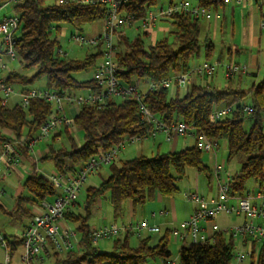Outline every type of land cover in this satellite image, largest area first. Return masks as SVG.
<instances>
[{"label":"trees","instance_id":"16d2710c","mask_svg":"<svg viewBox=\"0 0 264 264\" xmlns=\"http://www.w3.org/2000/svg\"><path fill=\"white\" fill-rule=\"evenodd\" d=\"M10 0H0L4 6ZM95 4H81L72 0H21L15 6L20 16L15 51L24 70H36L32 76L9 72L5 77L7 87H22L26 93L30 86L46 80V88L62 93L86 92L96 90L95 81H79L74 75L87 72L98 64L104 51L103 44L98 46L97 54L84 59L60 57L61 48L53 34L60 32L61 24H69L78 31L87 25L102 22L106 17V5L101 0ZM160 0H127L122 11L137 19L146 15ZM173 0H170V2ZM200 6L217 9L226 6L223 0H202ZM165 19L163 21H167ZM170 21L176 27L175 42L167 39L146 46L141 35L130 40L123 31L117 33L116 64L118 77L125 83L135 85L139 82H158L175 74L185 73L191 64L200 58V19L185 15H175ZM104 28V27H103ZM145 35H148L145 33ZM1 43V40H0ZM204 55L211 59L215 47L206 40ZM208 62V61H206ZM198 81V80H196ZM184 87L186 94L179 96L180 86L175 97L169 95L171 89H159L145 92L143 104L150 112L162 119L168 126L186 123L203 133L211 141H226L228 144V162L244 159L239 172L232 177L231 196L247 193V184L254 181L259 191H264V79L247 91L219 89L211 84L199 81ZM40 88V89H46ZM249 98L254 113L246 114L242 110L244 101ZM233 106L235 110L224 119L212 123L211 114L215 109ZM68 108V107H67ZM66 108V110H67ZM53 105L39 99L30 101L28 109L20 103L12 107L3 106L0 98V143L18 142L22 138L29 142L37 139L41 126L53 114ZM67 112V111H66ZM252 120L249 131L244 128L245 121ZM72 128L83 134V143L78 145L69 127H62L53 139L63 136L69 147H61L50 155L56 171L63 175H74L93 157L110 151L119 145L125 137L145 136L152 125L142 120L140 103L136 99H112L99 105H86L72 120ZM52 136V135H51ZM197 140V139H196ZM23 156H27L26 147L20 146ZM110 177L99 187L86 190L85 215L66 213L65 218L77 225L79 236L77 250L63 256L52 254V264H149L155 260L172 258L171 240L166 234L157 246L150 245V238L140 241L132 247L129 238L133 233L125 231L124 240L119 235L114 243L116 251L105 253L92 242L94 228L89 224L91 209L100 198L108 196L115 218L122 215L124 203L133 202L135 207L152 202L156 194L173 197L179 193L177 180L186 176L188 169H194L204 176L209 185L214 179L213 169L205 164L203 151L194 147L181 151L158 154L155 157H137L130 160H118L111 166ZM173 173L175 175H173ZM30 197L20 196L13 212L7 213L16 222L31 221L34 213L29 207L51 200L59 191L45 177L37 174L28 176L23 184ZM16 254L23 245L22 236L6 237ZM179 250L175 264H233L235 243L230 237L218 232L205 243L184 242ZM60 257V258H59ZM252 264H264V248Z\"/></svg>","mask_w":264,"mask_h":264},{"label":"built area","instance_id":"2783aa9c","mask_svg":"<svg viewBox=\"0 0 264 264\" xmlns=\"http://www.w3.org/2000/svg\"><path fill=\"white\" fill-rule=\"evenodd\" d=\"M15 3L21 0H10ZM127 0H101L106 5V17L104 19V31L101 36L95 39H87L81 36H72V40L84 46H98L100 43L105 46L101 63H98L92 74L97 89L86 92L62 93L50 89H29L21 96L20 104L28 109L30 101L33 99L43 100L53 105V114L41 126L37 139L26 142L22 138L18 142L0 143V176L7 177L17 169L23 159L20 146L32 151L36 144L51 135H57L62 127H70L72 120L69 118L66 108L74 107L80 109L86 105H99L112 99L133 98L139 101L142 120L152 125V130L145 136L125 137L119 145L110 151L93 157L74 175L53 174L48 180L59 191L58 195L51 200L44 201L37 205V211L22 234V253L18 254L19 264H44L52 254L63 256L79 247V236L75 230L64 227L65 215L75 205L79 199L81 190L89 177L93 176L103 167H109L116 162L120 153L129 146H134L148 140H155L160 135H164L167 142H171L176 137L193 136L198 141V147L203 152L212 154L215 159L213 175L216 185V198L210 205L203 209L196 210L185 224V229L181 233H176L179 243L186 241L191 243H205L208 241L204 235V224L216 220L220 213L243 217L241 225L231 229L221 231L225 236L240 241L242 250L235 248L234 264H243L246 261L255 260L260 251L264 248V191L256 194L247 192L242 196L230 195V184L232 175L228 174L225 167L217 163L219 141L209 140L203 133L195 134V130L186 123L180 122L177 125L168 126L162 119L154 116L143 104L145 92L137 86L127 84L118 77L116 64L117 44L113 39L117 33L125 28H131L138 24L137 29L150 34L157 23L161 20L170 19L175 15H185L194 19L211 17V9L202 8V0H180L171 1L168 7H159L157 11L148 9L146 15L137 19L132 14L122 11ZM81 4H95V0H72ZM227 5L245 7L252 3L258 7L261 13V27L264 29V0H223ZM20 24V16L14 12L13 16L4 17L0 20V91L3 93L2 105L7 106L12 95V88L5 85L3 74L8 70V63L17 59L15 45L17 42V32ZM60 57H68V54L61 48L58 50ZM218 64L205 62L193 66L185 73L175 74L158 82H152L148 86L149 91L159 89H170L174 86L188 87L196 80L205 82L212 79L218 73ZM226 78L232 80L237 77L247 76L249 67L243 64H228L223 66ZM235 110L233 106H225L215 109L211 114L212 123L232 114ZM242 110L252 115L254 109L248 104H243ZM5 191L0 190V201ZM184 198L188 202L202 204L207 202L206 196L198 192H186ZM236 201V205L232 202ZM155 215V214H154ZM159 233L160 229L151 226L148 220L119 226L112 224L102 226L94 230L92 242L99 245L102 242L114 241L122 232L131 231L134 235H141L143 231ZM240 245V246H241ZM0 246L5 251L4 264H13L14 250L8 243L6 237L0 234ZM160 264H175V261L163 260Z\"/></svg>","mask_w":264,"mask_h":264},{"label":"rangeland","instance_id":"374dc122","mask_svg":"<svg viewBox=\"0 0 264 264\" xmlns=\"http://www.w3.org/2000/svg\"><path fill=\"white\" fill-rule=\"evenodd\" d=\"M175 2H179L180 0H174ZM191 2H194V0H189ZM170 3V0H160L159 3L153 8V10L157 11V8L159 7H168ZM17 3L13 1L7 2V4L3 5V2H0V20H2L4 17H10L14 15L15 12V6ZM235 7V13L233 14L231 12V8ZM244 8L237 7L234 5H227L225 9L223 7H218L217 9H212L211 12V19L203 18L201 19L200 26H201V36H200V47H201V56L198 61V64H203L206 61L218 64V73L216 76L212 79H207L208 84L217 85L220 88H225L226 84H229L226 86V88H249L252 86V84H259L264 79V30L262 31L261 38L257 43L255 42V39L253 37V40L251 39V35L249 32H246L248 30L247 23L245 19V22H243L241 18V14ZM94 25H87L83 27L82 31H78L74 27H72L69 24H61L60 25V32L58 34L54 33L53 38H57L58 42L60 43L61 49L68 54L69 59H79L82 60L88 55L97 54L98 48L91 45H84L80 46L76 42L72 40V36H81L88 39V34L91 32V29H93ZM104 26L101 24V22L96 23L95 29H102ZM138 24L134 25L131 28H125L123 32L125 35L130 39L134 40L137 36L141 35L143 38L145 45L148 47L152 44H154L157 41H161L164 39H167L170 43L175 42V35L176 27L174 24L169 20L167 21H159L157 23V26L154 28V30L148 34L145 35V31L137 29ZM233 28H234V34H233ZM242 28L247 29L245 33L243 34ZM206 40L211 41L215 47L214 55L211 59L207 60L204 55V49L206 45ZM114 43H117L118 37L115 35L113 39ZM102 51L105 50V46L102 47ZM58 53V50L56 51ZM256 58L259 62V70L255 71L256 77H237L232 80H229L226 78L225 71L223 69V66L228 64H242V63H250L252 59ZM102 59H99L98 63H101ZM195 62V61H194ZM193 66V63L191 64V67ZM249 67V66H248ZM17 71L19 73L25 74V75H34L36 73V70H24L21 66V62L18 59L14 62H9L7 74L9 72ZM249 73L250 68H249ZM93 69L87 72L77 73L74 75V77L79 81H87L92 78ZM207 81L203 82V84H207ZM215 81V82H214ZM246 82V83H245ZM244 83V84H243ZM135 84L137 85L138 89L142 92H146L148 90L149 82H139L135 80ZM20 87V86H18ZM22 88V87H20ZM29 89H36V88H46V80H41L34 84L33 86L28 87ZM169 95L171 97H175L177 94L176 88H171L169 90ZM186 94V88L181 87L179 91V96L182 98ZM250 99L247 98L244 101V104H249ZM252 125V120L247 119L244 124V128L246 131H249ZM72 136L75 138L78 145H81L84 141L83 134L78 131L71 130ZM191 137V138H190ZM193 136H186L188 139V147H192L195 145ZM52 139H44L36 144L35 149L38 150L40 148H47L52 142ZM151 141V140H150ZM146 142V141H145ZM143 142V143H145ZM142 143H139L134 146L127 147L128 149L126 152L123 150L120 153V157L122 160H130L131 155H127L128 153H131V151H137L141 147ZM218 161H225L224 167L228 174H231L232 176L235 175L239 170L241 169V166L244 162V159H234L231 162H228V144L226 141H220L219 142V148H218ZM148 158H152V156H149ZM213 156L210 153L203 152V160L204 162L212 167L214 164V160L212 159ZM213 160V161H212ZM222 164V163H220ZM32 165L33 162L31 160H28L25 164L19 165L21 171L28 170L30 173L32 172ZM39 168L41 167H50V169L54 168V163L52 161H47L45 163H41L38 165ZM214 166V165H213ZM105 168V167H104ZM108 170L109 168L106 167ZM189 171H194L190 169ZM13 173V172H12ZM11 173V174H12ZM102 178L105 177V173L102 170L101 171ZM173 175H175L173 173ZM92 177V176H91ZM91 177L85 182L79 199L78 203L80 204V209L77 210L78 213L85 214V199H86V190L89 187H93L91 183ZM99 176L96 177V179ZM100 178V177H99ZM187 178V177H186ZM186 178L178 179L177 184H182V182L186 181ZM102 180V179H100ZM99 181V180H98ZM10 182L14 183V186H9ZM100 182V181H99ZM5 189L8 191L9 194H17L19 192H24L22 181L20 182L17 176L15 174L9 178L5 183H2ZM8 187V188H7ZM247 191L251 192L253 194H256L258 192V185L254 181H250L247 184ZM25 195H28V192H24ZM106 209H110V213L113 211L112 206L107 203ZM92 214L89 224L91 227H95L97 224L98 218L101 216L99 214V210L94 207L92 209ZM230 218L234 221H239L243 217H238L235 215H230ZM241 219V221H242ZM27 226V222L23 223H16L10 220V218L4 214H0V234L4 237H12V236H22V234L25 231V228ZM75 228V226H72ZM228 237V236H227ZM238 240V239H237ZM235 240V248H238L239 250H242V245L240 244V241ZM212 242V240H211ZM241 245V246H240ZM102 252L105 253H112L111 250H102ZM19 253V252H18ZM18 253L15 254V259L17 260ZM61 257V256H60ZM59 257V258H60ZM0 258H2V253L0 252ZM258 258V257H257ZM255 259V261L257 260ZM173 259H175V254H173ZM235 262L233 261V264ZM44 264H52L51 260L46 261ZM243 264H252V261H246Z\"/></svg>","mask_w":264,"mask_h":264},{"label":"crops","instance_id":"0c3cea01","mask_svg":"<svg viewBox=\"0 0 264 264\" xmlns=\"http://www.w3.org/2000/svg\"><path fill=\"white\" fill-rule=\"evenodd\" d=\"M226 7L227 6H224L223 9H225ZM241 8H244V10H246V11H242L241 18H242L243 22H245V19H247L246 23H247V27H248V30L247 29L244 30V28H242V32L244 34L245 31L247 30L246 32H249V34L251 35V39L253 40V37H254L255 42L257 43V41H259V39L261 38L262 31L264 30L261 27V13H260L258 7L252 3H248V5H246L245 7H241ZM231 9H232L231 12L234 14L236 8L232 7ZM205 18H208V17H205ZM211 18H212V16L209 17L208 19H211ZM101 24H102V22H101ZM95 26H96V23L94 24L93 29H91V32L88 34V39H95V38L102 35L104 28L98 30V29H95ZM233 34H234V28H233ZM198 63H199L198 61L193 62V66L197 65ZM258 63L259 62L257 61L256 58L252 59L250 61V63H248L249 65H247V63H242L243 65H247L250 68L251 73H249L247 75L248 77H251V78L256 77L255 71L259 70V64ZM237 64H239V63H237ZM8 65H9V63H8ZM2 76H3V78H5L7 76V73H4ZM247 76H244V77H247ZM196 82L199 83V81H196ZM207 83H208V81H207ZM228 85L229 84H226V86H228ZM253 85H258V84L253 83L252 86ZM214 86L218 87L216 84ZM226 86H225V88H220V87H218V88L219 89H228V88H226ZM251 87L243 88V89L242 88H238V89L231 88V89L247 91ZM23 90L24 89L20 88V87H13L12 88L13 93L11 95V98L8 101V105H7L8 107H12V106L19 104L21 102V96L23 94ZM2 97H3V93L0 91V98H2ZM79 110L80 109H77L74 107H68L66 111H67L69 118L71 120H73L74 117L79 113ZM69 128H70V132H71V130L77 131L76 129L72 128V125ZM192 138H194L195 145H196V143H197L196 138L195 137H192ZM47 139H52V141H51L52 143L47 148L45 147V148H40V149L36 150L35 149L36 146H35L32 151H29L28 149H26L28 152V155L23 156V159L19 165L25 164L28 160H31L33 162L31 173L28 170H25L24 172L21 171L20 167L18 166L17 169L14 170L13 173L10 174L9 176H7V177L0 176V190L3 189L5 191L3 197L1 198V201H0V214H4V215L9 217V215L7 213H11L15 210L17 199L20 196L30 197L29 193H28V195H25L24 192L26 190L24 189V187H23L24 192H19L17 194H9L8 191L5 189V187L3 186L2 183L3 182L5 183L14 174H15V176H17L19 181L20 182L22 181V184H24L25 179L34 173L39 175V176L45 177L47 179L50 175L58 173L56 171V168H55V163L50 158L51 157L50 155L52 154L53 151L58 150L61 147H69V146H68V143L66 142V139L63 136L58 135V137H56L55 140L53 139V136H50ZM194 146H192V147H194ZM186 148H190V147H188V139L186 137H176L171 142H167L164 135H160L155 140H151V141L148 140L145 143H142L141 147L139 149H137V151H131V153H128L127 155H131V156H128V157H131V159L141 157V156L155 157L158 154L181 151V150L186 149ZM127 149L128 148L124 149V151L126 152ZM212 159L215 162L214 157ZM47 161H52L54 163V168H52V169H50V167L49 168L48 167L39 168V166H38L39 164L45 163ZM119 161H122L121 157H119L118 162ZM217 163H219V164L222 163L221 165L224 166L225 161L222 160L219 162L218 156H217ZM213 165H212V167H210L209 165L208 166L211 169H213V167H214ZM108 168H109L108 170L106 169V167L101 168L98 172H96L91 177V183H92L93 187H99L105 180H107L110 177L111 169H110V167H108ZM102 170L105 173V177L107 176L106 178H102V174H101ZM189 170L190 169L187 170L186 176L184 177V178L187 177L186 181L182 182V184H179V185L177 184V186L179 188L178 194H176L173 197H163L160 194H156L155 198L152 202H149L143 206H138V207H135L133 202L127 201L124 203V209H123L122 215L118 218H115L113 211L110 213V209H109V211H108V209H106V204L107 203L110 204V202L108 200V196H105L104 198L98 199L94 207H96L99 210V214L101 216L98 218L96 226L92 227V228L97 229L99 227L110 226L112 224L123 226V225H129L132 223L134 224V223H137L140 221L148 220L151 226L159 227V229H160L159 233H151V232L145 230L141 233V235H134V234L132 235L131 234V237L129 238L130 245L132 247H136V246H138V244L140 243L141 240L146 239V238H150V245L154 247V246H157L159 244L160 240L166 234H169L170 240H171L170 248H171L172 253L175 254V259H173V255H172L171 260L177 262L178 257H179V250L182 247V245H181V243H179L177 241L176 233L183 232L185 229V224L190 219L192 214L198 209H203V208H206L207 206H209L211 201H213L216 198V193H217L216 192L217 190H216V185H215V179H213L212 185H209L204 176L198 174L194 169H192L194 171H189ZM97 176H99L100 178L98 177L96 179ZM100 179H102V180H100ZM9 186H14V183L10 182ZM186 192H198L200 194H204L206 196L207 202L202 203V204H196L193 202H188L184 198V193H186ZM85 201H86V199H85ZM236 204H237L236 201L232 202L233 206ZM29 208L32 211V213H34V214L36 213V211H37L36 205L31 206ZM80 208H81L80 204L77 201V204L75 205V207H73L69 212L78 214L77 210ZM86 209L87 208L85 207V211H86ZM92 209H91V215H93ZM79 214H82V213H79ZM83 215H85V214H83ZM241 219L239 221H234L230 218V215H228L226 213H220L218 215V217L216 218V220L204 224V235L207 237L208 240H212L213 237L215 236V234H217L218 232H220L224 229H231L233 227L241 225L244 221V219H242V221H241ZM10 220H11V218H10ZM11 221H13V220H11ZM13 222H16V221H13ZM23 222H27V226H28L30 221L26 220ZM23 222H16V223H23ZM72 226H75V228H73ZM64 227L70 228L72 230L77 229V225L73 224L68 219H65ZM125 235H126V232H122L121 235L119 236V238L124 240ZM228 238H230V237L228 236ZM98 247L101 250L109 249L112 252L116 251V245H115L114 241L102 242L98 245ZM0 252L2 253V258H0V264H4V262H5V251L1 246H0ZM18 252H17L18 254L22 253V247L19 249ZM14 257H15V255H14ZM161 261L162 260H155V261L150 262L149 264H160ZM13 264H19L18 257H17V260L15 258H13Z\"/></svg>","mask_w":264,"mask_h":264}]
</instances>
